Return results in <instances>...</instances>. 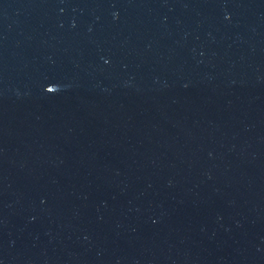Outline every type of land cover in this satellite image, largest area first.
Masks as SVG:
<instances>
[{"label":"water","instance_id":"95a60500","mask_svg":"<svg viewBox=\"0 0 264 264\" xmlns=\"http://www.w3.org/2000/svg\"><path fill=\"white\" fill-rule=\"evenodd\" d=\"M0 264H264V0H0Z\"/></svg>","mask_w":264,"mask_h":264}]
</instances>
